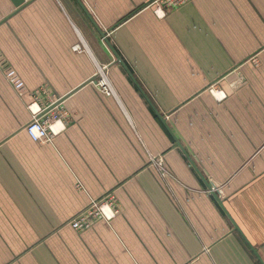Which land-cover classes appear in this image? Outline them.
<instances>
[{"label": "crops", "instance_id": "1", "mask_svg": "<svg viewBox=\"0 0 264 264\" xmlns=\"http://www.w3.org/2000/svg\"><path fill=\"white\" fill-rule=\"evenodd\" d=\"M148 2L0 0V264H264V0Z\"/></svg>", "mask_w": 264, "mask_h": 264}, {"label": "built area", "instance_id": "2", "mask_svg": "<svg viewBox=\"0 0 264 264\" xmlns=\"http://www.w3.org/2000/svg\"><path fill=\"white\" fill-rule=\"evenodd\" d=\"M186 1L187 0H154L152 4L156 5L155 13L162 16L163 9L166 10L179 7ZM98 74L100 78L97 80L96 86L108 95L113 94V90L103 70L98 69ZM5 77L14 90L17 92L22 91L24 83L15 71L7 70ZM45 95H48L45 89H38L32 93L33 100L29 106L31 120L25 127V131L29 138L39 143L49 142L56 133L52 129V124L57 119L55 113H57L56 108L58 106L54 104L55 102L44 105L45 103H43L42 100H44ZM52 105L53 107H51ZM117 212L115 198L109 194L105 198L92 201L87 208L74 216L67 225L75 231H85L96 221H111Z\"/></svg>", "mask_w": 264, "mask_h": 264}, {"label": "rangeland", "instance_id": "3", "mask_svg": "<svg viewBox=\"0 0 264 264\" xmlns=\"http://www.w3.org/2000/svg\"><path fill=\"white\" fill-rule=\"evenodd\" d=\"M154 0H149V2H148V4H147V7L148 8H151V10L155 13V10H156V5H153L152 4V2H153ZM189 0H187L184 4H182L181 6H183V5H185L187 2H188ZM181 6H179V7H181ZM179 7H175V8H171V9H163V17L166 15V13L168 12V11H170V10H172V9H176V8H179ZM156 14V13H155ZM156 16H159L158 14H156ZM162 17V18H163ZM106 74V73H105ZM95 77H96V79L98 80L100 77H99V74H98V70H97V72H96V74H95ZM109 195V194H108ZM101 221H103V220H101Z\"/></svg>", "mask_w": 264, "mask_h": 264}, {"label": "water", "instance_id": "4", "mask_svg": "<svg viewBox=\"0 0 264 264\" xmlns=\"http://www.w3.org/2000/svg\"><path fill=\"white\" fill-rule=\"evenodd\" d=\"M16 8H20L28 0H11ZM101 36H104L103 34Z\"/></svg>", "mask_w": 264, "mask_h": 264}]
</instances>
